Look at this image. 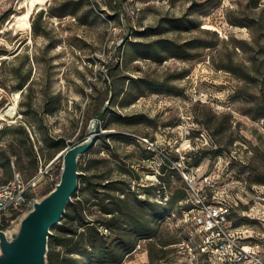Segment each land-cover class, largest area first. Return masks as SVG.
Wrapping results in <instances>:
<instances>
[{
  "label": "rangeland",
  "instance_id": "rangeland-1",
  "mask_svg": "<svg viewBox=\"0 0 264 264\" xmlns=\"http://www.w3.org/2000/svg\"><path fill=\"white\" fill-rule=\"evenodd\" d=\"M21 1L0 0V107L22 92L16 123H0L4 178L12 160L32 176L36 154L60 165L92 119L100 134L66 207L77 249L48 240L53 264H196L177 246L188 243L182 176L164 169L170 200L158 205L142 178L150 154L132 136L171 160L202 152L186 173L217 178L229 226L264 260V0H47L16 33L5 26ZM187 118V140L167 133ZM82 218L107 227L94 247Z\"/></svg>",
  "mask_w": 264,
  "mask_h": 264
},
{
  "label": "built area",
  "instance_id": "built-area-1",
  "mask_svg": "<svg viewBox=\"0 0 264 264\" xmlns=\"http://www.w3.org/2000/svg\"><path fill=\"white\" fill-rule=\"evenodd\" d=\"M187 123H193L191 118H187L186 122L174 128H168L167 133L178 134L179 138L187 140L193 128L186 126ZM132 137L137 139V142L143 145L144 151L150 154L141 162L142 166L149 170V173L142 178L150 187L156 188L154 201L158 205H166L170 200L168 184L160 178L164 174V169L182 176L181 180L188 195L185 203L189 208L180 212L178 220L188 230L186 240L188 243L182 241L177 246L188 249L191 262L198 264L200 261L213 260L215 264H264L258 248L249 246L246 237L234 232L229 226L231 205L217 198L221 192L217 187V178H212L211 173L205 178L196 180L186 173L184 166L187 167L194 160L195 154H199L200 151L184 154L176 150L177 158L171 160L164 150L157 148L147 138ZM36 159L37 170L28 179L23 178L16 171L13 160L10 162L12 170L10 178H4L0 165V230L6 229L10 222L25 210L32 198H39L41 192L47 193L58 182L59 163L52 160L46 162L38 154ZM106 231L103 227L99 228L102 235H105Z\"/></svg>",
  "mask_w": 264,
  "mask_h": 264
},
{
  "label": "water",
  "instance_id": "water-1",
  "mask_svg": "<svg viewBox=\"0 0 264 264\" xmlns=\"http://www.w3.org/2000/svg\"><path fill=\"white\" fill-rule=\"evenodd\" d=\"M98 142L97 120H90L85 137L62 153L59 179L39 198H32L9 226L0 230V264H47L51 229L60 226L83 175L78 163Z\"/></svg>",
  "mask_w": 264,
  "mask_h": 264
},
{
  "label": "trees",
  "instance_id": "trees-1",
  "mask_svg": "<svg viewBox=\"0 0 264 264\" xmlns=\"http://www.w3.org/2000/svg\"><path fill=\"white\" fill-rule=\"evenodd\" d=\"M23 131V130H22ZM25 133V132H23ZM57 144H55L52 147H55ZM211 153H213L214 155H219V153L221 152L220 148H210ZM202 157V152H199V154H195L194 160L198 161L200 160V158ZM80 162V161H79ZM1 165V164H0ZM80 163L78 164V168H79ZM34 166H35V171L37 170V159H36V155L34 156ZM2 167V165H1ZM79 170V169H78ZM33 173V175H34ZM32 175V176H33ZM30 176V177H32ZM29 177V178H30ZM162 178V177H161ZM28 179V178H25ZM167 184H169V182H167ZM77 192V191H76ZM184 193V192H183ZM74 196L75 194L72 196L73 202H74ZM181 201V200H179ZM73 202L71 204H73ZM189 208V205H184L183 207L181 206L180 209L178 210V212H181L183 210H186ZM64 220L62 222V224L58 227V230L61 234H63L64 236H51L49 238V242L53 241L55 243L56 246H62L64 247L66 250V254H71L72 250H75L77 248H71L72 244H75L74 242V236L76 235V230H73L72 227L70 226L72 217L68 214V212L66 211V213L63 215L62 217ZM81 222V226H85L87 228L86 233H87V240H88V244L91 247H94V245L98 242L101 241V239H103V235L99 232V228L103 227L105 229H107V227H105V225H101L99 223H95V224H91L90 222L85 221L83 218L80 220ZM139 226H141V230H140V234L144 235L146 234V228L143 224H139ZM57 257V255H56ZM66 261V260H65ZM47 262L48 264H53L54 262V258L48 256L47 257Z\"/></svg>",
  "mask_w": 264,
  "mask_h": 264
},
{
  "label": "bare ground",
  "instance_id": "bare-ground-1",
  "mask_svg": "<svg viewBox=\"0 0 264 264\" xmlns=\"http://www.w3.org/2000/svg\"><path fill=\"white\" fill-rule=\"evenodd\" d=\"M46 3L47 0H22L19 3L17 12L10 15L5 26L6 29H12L16 33L20 31H31V16ZM2 92L0 89V93ZM21 93L20 90L13 91L10 96V101L0 107V123H6L7 125L16 123L15 118L17 117V108Z\"/></svg>",
  "mask_w": 264,
  "mask_h": 264
},
{
  "label": "crops",
  "instance_id": "crops-1",
  "mask_svg": "<svg viewBox=\"0 0 264 264\" xmlns=\"http://www.w3.org/2000/svg\"><path fill=\"white\" fill-rule=\"evenodd\" d=\"M141 162H142V160H141Z\"/></svg>",
  "mask_w": 264,
  "mask_h": 264
}]
</instances>
